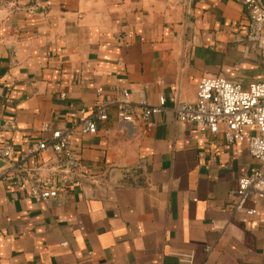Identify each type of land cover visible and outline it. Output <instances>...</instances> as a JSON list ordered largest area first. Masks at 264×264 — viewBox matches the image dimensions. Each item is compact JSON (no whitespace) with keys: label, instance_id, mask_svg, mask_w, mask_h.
Segmentation results:
<instances>
[{"label":"crops","instance_id":"1","mask_svg":"<svg viewBox=\"0 0 264 264\" xmlns=\"http://www.w3.org/2000/svg\"><path fill=\"white\" fill-rule=\"evenodd\" d=\"M247 24L241 0H0L1 140L15 146L0 158V264H264V199L246 203L255 218L227 210L258 167L248 142L201 134L173 111L195 102L203 77L260 80L264 48ZM121 88L136 107L166 98L150 131L120 129ZM98 99L102 131L70 141L81 185L47 202L19 193L9 169L52 161V150L26 156Z\"/></svg>","mask_w":264,"mask_h":264},{"label":"built area","instance_id":"2","mask_svg":"<svg viewBox=\"0 0 264 264\" xmlns=\"http://www.w3.org/2000/svg\"><path fill=\"white\" fill-rule=\"evenodd\" d=\"M241 2L248 11L247 40L264 48V4L262 0ZM101 94L102 90L98 88V97ZM66 96L62 93L61 98L66 99ZM166 102V98L161 97L157 107L145 103L136 107L130 100L129 91L121 88L116 102L120 129L130 127L134 132L141 126L145 131H150L153 127L152 116L162 112ZM173 111L179 122L192 124L201 134L219 136L229 145L248 142L249 153L258 167L249 175L239 178L237 189L231 192L227 210L232 217L239 213L249 218L257 217V210L247 208L246 203L253 198L264 199V74L247 88L223 77H203L197 87L195 102H179ZM108 120V107L98 99L90 115L76 118L65 131H52L49 125H44V131H52L51 136L40 140L26 158L38 160L41 153L52 150L55 153L53 160L42 162L31 173L18 172L11 167L7 179L19 193L39 202L56 199L70 188L80 186L82 166L79 156L70 147L71 138L77 133L98 134L102 131L100 125ZM1 132L0 126V158L11 161L15 146L9 141H2ZM103 133L107 134V131L103 129ZM214 228L222 232L225 230V227L216 224ZM212 250L211 246L205 248L206 254ZM189 259V256H184V261Z\"/></svg>","mask_w":264,"mask_h":264},{"label":"rangeland","instance_id":"3","mask_svg":"<svg viewBox=\"0 0 264 264\" xmlns=\"http://www.w3.org/2000/svg\"><path fill=\"white\" fill-rule=\"evenodd\" d=\"M245 88V87H244Z\"/></svg>","mask_w":264,"mask_h":264}]
</instances>
